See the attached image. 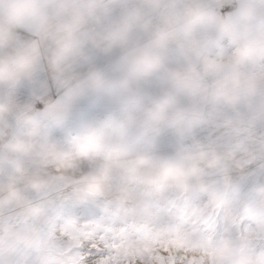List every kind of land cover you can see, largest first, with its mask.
<instances>
[{
	"label": "rangeland",
	"instance_id": "rangeland-1",
	"mask_svg": "<svg viewBox=\"0 0 264 264\" xmlns=\"http://www.w3.org/2000/svg\"><path fill=\"white\" fill-rule=\"evenodd\" d=\"M166 2L179 6L186 0ZM198 2L207 6V18L186 28L161 53L165 69L188 74L191 90L171 88L164 69L140 84L145 98L170 90L178 109L190 116L182 134L164 128L151 144H137L163 156L204 146L187 184L158 188L127 169L105 167L100 159L68 168L42 156L39 145L45 140L67 148L77 123L109 109L103 97L83 100L64 124L33 130L11 118L8 128L0 126V264H182L181 254L172 250L185 245L206 253L202 264H264V226L247 218L233 222L230 213L212 208L193 216L206 201L203 189L209 185L227 182L238 189L235 202L264 183V0ZM106 3L108 11L85 24L86 34L112 27L135 8L145 26L133 27L129 47L163 27L159 12L144 0ZM33 38L31 29H19L14 40L24 44ZM110 59L85 43L70 73L107 69ZM39 78L48 81L54 98L60 93L47 71ZM16 95L22 105L41 107L28 85ZM29 135L37 145L31 152L4 147L13 137ZM91 173L100 174L102 183L82 182ZM117 190L119 200L111 196ZM169 233L179 238L162 247L157 238Z\"/></svg>",
	"mask_w": 264,
	"mask_h": 264
},
{
	"label": "clouds",
	"instance_id": "clouds-1",
	"mask_svg": "<svg viewBox=\"0 0 264 264\" xmlns=\"http://www.w3.org/2000/svg\"><path fill=\"white\" fill-rule=\"evenodd\" d=\"M144 3L159 12L163 27L154 31L146 42L129 47L128 34L133 27L145 26L139 8L112 27L86 34L85 24L108 11L106 0H0V126L8 128L11 118L33 130L50 123L64 124L83 100L103 97L109 102V109L77 123L71 130L67 148L45 140L39 145L42 156L68 168L81 160L100 159L105 167L136 173L148 185L185 186L203 159L204 146H199L198 151L172 156L137 146L138 142L151 144L164 128L182 134L191 123L189 114L178 109L170 90L145 98L140 84L164 69L171 88L191 90L188 74L182 69H165L161 53L170 43L179 41L186 28L206 19L209 10L198 0H186L179 6L166 0H144ZM19 29H31L34 38L16 44L14 37ZM261 41L264 44V36ZM85 43L110 55L109 67L92 68L81 76H73L70 69L84 54ZM117 50H120L118 56ZM43 71L61 89L55 98L48 81L39 78ZM23 85L33 89L35 100L41 105L39 109L32 103L19 102L16 93ZM36 146L31 135L13 137L4 145L17 152H31ZM81 180L85 184L102 183L97 173ZM238 191L227 182L223 187H205L203 193L207 199L202 207L193 210V216L212 208L230 213L233 222L247 218L264 226V183L253 186L234 202ZM111 196L119 200V190ZM178 238L170 233L161 234L157 242L163 247ZM172 251L181 254L182 264H192L193 259L202 264L206 255L186 245ZM236 264L243 262L238 260Z\"/></svg>",
	"mask_w": 264,
	"mask_h": 264
}]
</instances>
